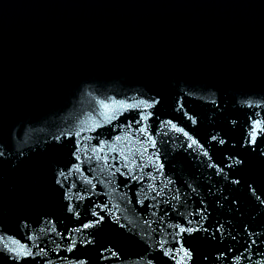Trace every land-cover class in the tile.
<instances>
[{
  "label": "water",
  "instance_id": "obj_1",
  "mask_svg": "<svg viewBox=\"0 0 264 264\" xmlns=\"http://www.w3.org/2000/svg\"><path fill=\"white\" fill-rule=\"evenodd\" d=\"M0 264H264V0H0Z\"/></svg>",
  "mask_w": 264,
  "mask_h": 264
}]
</instances>
